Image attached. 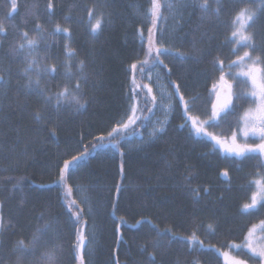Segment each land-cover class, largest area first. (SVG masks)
<instances>
[{"label":"trees","instance_id":"1","mask_svg":"<svg viewBox=\"0 0 264 264\" xmlns=\"http://www.w3.org/2000/svg\"><path fill=\"white\" fill-rule=\"evenodd\" d=\"M18 2L19 9L10 18V23L15 24L16 28H9L7 38L0 43L2 66L5 69L8 67L9 60L3 57V53L7 52L14 38L19 41V37L15 35L17 31H29L31 36L37 19L45 23L49 31L57 23L69 26L64 17L70 16L73 47L79 52L76 62L80 59L88 61L86 71L90 74V84L94 87L84 89L89 100L85 110L76 112L66 106L59 113L55 138L50 135L52 124L42 131L38 129L29 115L31 109L16 108L13 111L8 107V100L0 103V202L5 222L10 219L14 226L12 231L15 232V235L6 232L0 236V244L4 246L3 255L5 264H8L9 260H14L10 256L12 244L20 238L30 237L36 227L42 226L51 217L54 220L53 229L60 230L65 244L62 264H75L68 250L73 229L69 221L70 214L62 200V190L58 187L41 189L37 186L50 185L55 179L51 165L56 163L57 157L63 155L64 158H70L71 155H76L78 148L82 150L93 137L106 134L125 114L131 87L129 66L142 43L136 30L142 26L147 31L150 26L143 20L149 0H99L101 4L106 2L107 7L103 11L112 23L106 25L105 30L95 37L89 35L87 12L83 10L85 7L91 8L94 0H53L56 7L51 22H48L45 11L48 0ZM9 3L10 0H0V18L8 11ZM34 3L38 4V8L33 10L36 15H28L29 6ZM259 3L260 0H252L246 4L237 2L233 7L256 9ZM99 11L98 7L97 12ZM81 17L84 19L81 20ZM225 19L227 16L222 14L221 20ZM199 23V16L191 17L190 23H186L178 32L179 37L189 34L182 42L178 39L181 51H190L191 33ZM203 31H207L208 35L202 38L200 33H196L199 41L197 48L205 53L201 61L165 60L173 72L170 78L166 77L168 84L172 87L171 81L179 83L182 93L190 102L192 97H197L191 102L190 115H198L202 120L210 115V89L212 83L219 78V72L212 70L213 58L219 55L226 58V62L227 59H235L234 56H229L232 45L225 41V37L230 34L226 25L218 24L213 17L204 23L201 28V32ZM144 36L146 41L147 32ZM64 43L65 39L61 34L58 37L59 46H54L51 51L61 61L64 59ZM242 51L243 49L241 54ZM143 58L141 53L140 59ZM19 63H13L14 71ZM53 63L55 61H48L49 66ZM138 77L139 74L137 79ZM58 82L59 80H54L50 85L53 91L57 90ZM137 84L141 87L145 85L144 81ZM144 90L147 92V88ZM29 104L31 108L38 106L35 97L30 98ZM140 108L143 109V114L147 112V106L143 103ZM185 120L183 106L176 96L167 130L153 143L139 150L124 151L123 160L118 153L115 157L102 151L94 153V158L83 162L80 169L71 176L69 185L85 186L93 208L92 214L86 215L85 219L87 226L93 225L95 228L96 242L91 258L87 260V256L85 257L86 264H116L117 260L119 264H144L147 253H141L139 246L155 237L152 225H157L160 229L172 228L178 237H184L191 235L194 225L199 221H203L204 225L216 224L214 235L208 233L206 227L199 228L197 235L204 242V247L194 244L190 248L186 240H175L162 256L160 251L156 253L157 264H160L161 259L164 264H176L177 260L180 264L185 261L224 264L222 253L229 249L230 243L243 242L255 217L243 216L239 205L247 199L246 178L255 174L258 169L253 167V159L223 160L221 151L209 138L191 134L190 126L180 127ZM140 129L134 131L130 128L126 133L127 137L136 136L141 132ZM211 130L213 133L230 135L227 125ZM109 149L112 148L103 151ZM121 164L124 166L123 176ZM236 165L240 168L237 169ZM225 168L230 170V182L219 175ZM188 175L192 176V187L210 186L211 195L195 203L187 195V188L180 187L184 184V177ZM117 183H121L123 188L118 197V211L113 217L112 203L117 199ZM221 195L223 199H220ZM71 198L76 199L74 191ZM80 206L87 212V205ZM42 210L46 212L45 220H37L36 217ZM120 216L124 217L126 224L121 228L123 241L118 244L113 220H118ZM137 220L141 223L137 224ZM53 235L55 233L50 231L49 236ZM216 249L220 251L217 252ZM148 251L152 249L149 247Z\"/></svg>","mask_w":264,"mask_h":264},{"label":"snow or ice","instance_id":"2","mask_svg":"<svg viewBox=\"0 0 264 264\" xmlns=\"http://www.w3.org/2000/svg\"><path fill=\"white\" fill-rule=\"evenodd\" d=\"M237 2L246 4L252 0H149V7L143 13V20L150 24L147 28V39L145 41L143 27L137 28L136 34L142 43L134 61L129 66L131 87L128 96L131 104L126 113L127 118L115 122L106 134L102 133L93 137V140L82 150L79 148L76 150V155H71L70 158H64L63 155L57 157L56 163L51 165L52 175L55 176V179L50 185L40 184L37 186L41 189L58 187L62 190V200L65 202L67 213L70 214L69 221L73 229L70 234L71 244L68 250L71 260L75 264H86V250L95 237L89 235L85 219L86 215L92 214L93 208L87 195L79 204L76 199L71 198L74 191V187L69 185L71 176L80 169L83 162L94 158V153L98 154L107 148L114 149L123 160L125 152L122 141L127 140L128 130L132 128L134 131H139L140 128L146 127L141 115H137V112H141L144 120L149 119L140 108L141 103L147 106V97H151L152 104V107H147L148 113H153L159 107L164 110L167 116L173 105L158 101L157 96L153 95V89L147 84L142 87L137 84V74L143 79L147 73L148 79L151 80L152 70L156 69L157 79L170 78L173 72L168 63H165L166 59H180L183 62L201 61L205 53L202 49L197 48L199 41L196 33H200L201 38L207 36V31L201 32V28L213 17L218 24H224L229 29L230 34L225 37V41L232 45L229 56H234L235 59H227L226 62V58L217 55L212 60V70L219 72V78L212 83L211 91L214 93L215 99L211 104V114L204 120L198 115H190L191 102H194L197 97H192L191 102L187 100L181 91L182 86L176 81H171L172 90L167 95L169 101L178 96L179 103L183 106L186 120L180 125L181 128L190 126L191 134L208 137L214 146L225 154L226 158L241 161L256 160L253 167L259 171L255 174L256 178L249 180L247 185L253 189L250 200L242 204L240 211L244 214H251L254 211L264 212V0H260L259 6L254 10L248 7L236 9L233 5ZM55 7L53 0H48L45 9L48 22H51ZM98 7L99 13L97 12ZM106 7V2L101 4L99 0H94L91 8L83 9L87 12V24L90 25V28L87 29L89 35L97 36L105 30L106 25L112 23V20L107 18L103 11ZM37 8L38 4L30 5L27 14L36 15L33 10ZM18 9V0H10L8 11L3 18H0V43L7 38L9 28H16L15 24L10 23V18ZM185 11H188L187 20L184 16ZM196 13H199L200 23L192 30L191 49L189 52L181 51L179 47L171 43L172 36L169 33L167 21L170 18L173 20L172 32H176L183 27L184 23H190L191 17ZM222 14H225L227 19L221 20ZM64 20L69 26H61L57 23L49 31L46 24L37 19L31 36L29 31L15 33L19 37V41L14 38L9 44L7 52L3 53V57L9 60L6 69L2 66L3 59L0 58V103L8 100V107L13 111L16 108L31 109L29 115L39 130L42 131L52 124L50 135L53 138L56 137V121L59 113L66 106L76 112L85 110L89 100L84 89L94 87L90 84V74L86 71L88 61L80 59L76 62L79 52L73 47L71 17L65 16ZM61 34L65 39L63 61L51 54L52 48L59 46L58 37ZM188 35L185 33L184 36L179 37L181 42ZM241 49H243L242 54ZM141 53H143V59H140ZM50 60L55 61L51 66L48 64ZM16 61L20 63L14 71L12 65ZM226 68L227 71H225ZM54 80H59L56 84V91H53L50 86ZM144 88H147V93L142 96ZM32 97L36 98L38 104L35 108H31L29 104ZM138 121L141 123L138 124ZM221 125H227L230 135L208 131L209 127L216 128ZM166 130L167 118L157 120L149 132L148 142L158 139ZM140 136L143 137V132H140ZM141 143H145V141L142 139ZM123 172L124 166L121 164V176H123ZM219 175L230 182L228 168L223 169ZM191 180V175L185 176L184 184L180 187L187 188V195L195 203H199L211 195L210 186L192 187ZM122 188L121 183L116 184L117 199L112 203L111 214L113 217L118 211V197ZM75 190L85 193L87 191L80 185H76ZM220 199H223V195ZM80 204H89L87 212ZM2 208L3 205L0 202V236L6 232L15 235V232L12 231L14 226L11 220L5 222ZM45 216L46 212L42 210L36 219L45 220ZM147 222L151 224L150 220ZM53 223V218L49 217L42 226H38L32 231L30 237L16 240L10 251V256L14 257V260H9L8 264H62L65 244L61 238L60 230L53 229ZM113 223L115 224L114 234L119 244L123 241L121 228L126 224V221L123 216H120L118 220L114 219ZM136 223L140 224L141 221L137 220ZM200 227H206L207 232L213 235L216 232V224L204 225L203 221L194 225L190 236L184 237H178L172 228L160 229L157 225H152L155 237L139 246L141 253H147L144 264H157L156 253L160 251L162 256L163 252H166L175 240H186L190 248L194 244L204 247V242L197 235ZM257 227L253 224L248 229L243 243L230 246L236 250L246 249V253H241V255H247V259L230 257L229 252H223L226 264H264V244L254 245L252 242ZM259 227L264 232V219L260 220ZM50 231L55 235L49 236ZM149 247L152 249L150 252L148 251ZM3 248L4 246L0 244V264H5ZM216 251L219 252L220 249H216ZM116 264H119L118 260ZM160 264H164L163 259L160 260ZM176 264H180V261L177 260ZM184 264H197V262L185 261Z\"/></svg>","mask_w":264,"mask_h":264},{"label":"rangeland","instance_id":"3","mask_svg":"<svg viewBox=\"0 0 264 264\" xmlns=\"http://www.w3.org/2000/svg\"><path fill=\"white\" fill-rule=\"evenodd\" d=\"M252 10H254V9H252ZM165 15H167V13H165ZM184 16H185V19L187 20L188 11L184 12ZM173 24H174L173 20L171 18L168 19L167 26H168V29H169V33L172 36L171 43L175 44L178 47V39H179L178 32H180L183 29V27L185 26L186 23H184L183 27L180 30L176 31V32H172ZM145 32H147L146 29L144 30V33ZM234 71H236V69H234ZM140 81H145V82L148 83V85L153 89V95L157 96L158 101H160V102H162L164 104L171 103L173 105V108L167 113V116H166L164 110L159 108V107H157L155 109L154 113H152V115L153 114L154 115L152 117H151V115H150V117L148 116L150 118V120L148 121L147 126L143 128V137H141L140 133H138L136 135L135 139L132 138V139H127L126 141H122L123 149L125 151H127V150L130 151V150H134V149H141V148L147 146L150 143V142H148V137H149V132H150L151 128L153 127V125L156 123L157 120H163L165 118H167V122H168V120H169V118L171 116V113H172V111L174 109L173 99L171 101H169V98H168V95H167L171 91V88L167 84L165 78L157 79V70L156 69L152 70V79L151 80L148 79V76H147V73H146L144 75L143 79L138 77L137 83H139ZM146 93L147 92L145 90H143V93L141 95L143 96ZM147 99H148V97H147ZM128 109L129 108H127L125 110V114H123V116L120 118V120L127 118L126 113H127ZM204 137H206V136H204ZM142 139H143V141H145V143H141ZM82 187L85 188V186H82ZM74 190H75V186H74ZM85 195H86L85 192H81L79 190H75V196H76V198L78 199L79 202L84 198ZM82 205L83 206L87 205L86 208L89 207V204H82ZM87 231H88L90 236L94 235V237H95V239L92 241L91 244H89L88 249L86 250L87 260H88V259L91 258V256L94 253V247L93 246L95 245V242H96V233H95V228H94L93 225H91V226L88 225L87 226ZM252 242H253L254 245L264 244V232H262L260 230L259 226L257 227V229L255 230V232L253 234ZM244 250L246 251V249H244ZM229 256L230 257H236L238 259H247V257H245L243 255H240L239 250H236V249H233V251H231V254H229ZM256 259L258 260L259 258L257 257Z\"/></svg>","mask_w":264,"mask_h":264},{"label":"bare ground","instance_id":"4","mask_svg":"<svg viewBox=\"0 0 264 264\" xmlns=\"http://www.w3.org/2000/svg\"><path fill=\"white\" fill-rule=\"evenodd\" d=\"M198 16H199V13H196V14L193 15L192 17L196 18V17H198ZM209 110H211V108H210ZM154 141H155V140H154ZM154 141H153V142H154ZM153 142H150V143H153ZM150 143H149V144H150ZM134 150H136V149H134ZM137 150H139V149H137ZM123 151H125V150L123 149ZM130 151H132V150H130ZM112 156L115 157V156H117V154H112Z\"/></svg>","mask_w":264,"mask_h":264},{"label":"water","instance_id":"5","mask_svg":"<svg viewBox=\"0 0 264 264\" xmlns=\"http://www.w3.org/2000/svg\"><path fill=\"white\" fill-rule=\"evenodd\" d=\"M215 99V98H214Z\"/></svg>","mask_w":264,"mask_h":264}]
</instances>
